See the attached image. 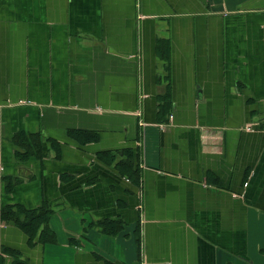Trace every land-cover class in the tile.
<instances>
[{"label": "crops", "instance_id": "obj_1", "mask_svg": "<svg viewBox=\"0 0 264 264\" xmlns=\"http://www.w3.org/2000/svg\"><path fill=\"white\" fill-rule=\"evenodd\" d=\"M45 205L32 241L3 217ZM8 249L264 264V0H0Z\"/></svg>", "mask_w": 264, "mask_h": 264}, {"label": "trees", "instance_id": "obj_2", "mask_svg": "<svg viewBox=\"0 0 264 264\" xmlns=\"http://www.w3.org/2000/svg\"><path fill=\"white\" fill-rule=\"evenodd\" d=\"M46 207L47 205L39 208L30 209L23 206H9L3 210V217L7 219V221L9 219L13 220L17 225L24 228V230L28 233L32 241L34 237H36V233L41 225H44V229H47V232H50V228L48 227L47 223L48 208ZM108 224H103L105 231L112 230L110 232L114 231V234L117 233L121 228V225H119L117 226L116 230H113V227H107ZM4 253L10 254L12 256L13 264H29L28 260L24 258L22 254L15 249L5 250ZM3 261L4 257L0 256V264H3Z\"/></svg>", "mask_w": 264, "mask_h": 264}, {"label": "built area", "instance_id": "obj_3", "mask_svg": "<svg viewBox=\"0 0 264 264\" xmlns=\"http://www.w3.org/2000/svg\"><path fill=\"white\" fill-rule=\"evenodd\" d=\"M248 129H251L252 128V126H249V127H247Z\"/></svg>", "mask_w": 264, "mask_h": 264}]
</instances>
